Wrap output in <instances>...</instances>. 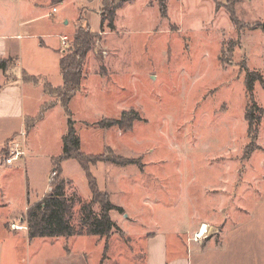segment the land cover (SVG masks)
Here are the masks:
<instances>
[{"label":"rangeland","instance_id":"374dc122","mask_svg":"<svg viewBox=\"0 0 264 264\" xmlns=\"http://www.w3.org/2000/svg\"><path fill=\"white\" fill-rule=\"evenodd\" d=\"M41 2L34 28L49 48L38 59L29 51L25 60L54 87L63 83L55 52L63 36L62 50L69 51L77 27L89 24L99 34L84 67L87 80L69 109L82 150L103 159L90 173L123 209L110 213L121 231L108 241L28 238L22 220L50 192L53 158L63 152L68 116L60 103L45 121L32 124L39 114L25 123L26 166L17 160L15 171L0 169V264H147L146 238L156 232L168 240V260L180 256L176 247L184 240L191 264H264V117L253 142L244 82L248 73L264 76V31L258 27L264 0H166L165 13L159 0H133L118 9L115 31L106 25L103 34V0L35 3ZM16 4L7 11L11 20ZM39 89H23L27 115L51 105ZM254 99L264 110L259 83ZM123 112L141 119L127 130L101 127ZM20 124L0 120V163ZM61 166L67 196L90 201L84 169L72 159ZM93 210L101 213L99 205Z\"/></svg>","mask_w":264,"mask_h":264},{"label":"trees","instance_id":"16d2710c","mask_svg":"<svg viewBox=\"0 0 264 264\" xmlns=\"http://www.w3.org/2000/svg\"><path fill=\"white\" fill-rule=\"evenodd\" d=\"M133 0H103L101 9V33L103 34L104 26L115 31V21L118 9L125 4L131 3ZM159 8L162 13L166 12V0H159ZM231 21L234 24L235 13L229 11ZM264 31V24H259ZM99 34L92 32L91 28L77 27L72 39L71 49L63 50L60 60V70L63 76V84L58 88L52 87L49 83H44L43 90L45 93L56 97V100L61 103L66 109L68 127L65 136L63 137L62 154L57 158H53V171L55 174L52 181V191L47 193L43 199L33 204L27 209V215L22 220L26 222L27 233L29 239L40 238H69L79 236L99 237V239L110 240L113 231L120 232L121 229L111 218L112 211L123 212V209L115 206L107 193L101 192L97 186V180L90 173L92 165H97L103 162L102 157L98 155H90L85 153L81 148V138L76 133L75 122L71 120L69 103L75 98L76 94L81 90L82 81L84 79V67L88 60L89 53L93 50L98 41ZM9 66V61L0 59V69L6 71ZM24 81L38 84L39 80L31 75H24ZM245 96L246 104V121L247 129L250 138L253 142L257 141L259 134V126L264 117V110L257 104L254 99V90L259 83L264 90V76L259 73H248L245 76ZM51 107L45 104L39 117L42 119L45 116L47 109ZM139 114L123 112L120 120H108L101 124L102 128L117 126L120 129H130L136 120H140ZM35 122V121H33ZM18 135V134H17ZM14 138L7 140L3 148L7 153V147ZM258 149V147H256ZM255 149V150H256ZM75 160L87 173L89 180L92 199L85 201L80 195L67 196V180L62 177V162L65 160ZM107 161V160H106ZM111 162L119 164L116 158L111 159ZM94 205H99L101 213L97 214L93 210ZM78 207V212L75 211ZM76 214L77 219L75 221Z\"/></svg>","mask_w":264,"mask_h":264},{"label":"crops","instance_id":"0c3cea01","mask_svg":"<svg viewBox=\"0 0 264 264\" xmlns=\"http://www.w3.org/2000/svg\"><path fill=\"white\" fill-rule=\"evenodd\" d=\"M37 0H19L18 4L16 2H9L8 0H0V59L9 61V66L13 65V70L9 68L6 71L0 69V120L8 123L14 122V120H20L21 124L18 131L8 139H12L15 135L20 132L22 127L25 125L27 121L30 122V118H34L40 114L41 111L33 114L27 115L26 109L24 105V91L25 87L32 85L34 87H39L42 92L43 97L48 95L52 100L50 101L51 107L47 109V111H51L54 109L57 104H60L56 97L51 96L45 93L43 90L44 83H49L52 87H54L50 82L47 76L39 75L40 77L35 75L32 67L29 66L25 57L27 56L28 52L30 51L31 54L38 59V57H42L43 51H48V46L45 44L44 40L40 38V35L35 30V25L40 21V17L37 16L39 9L42 8L44 2L35 3ZM66 0H61L64 2ZM14 3L17 6V11L15 12V16L11 20V16L8 17V9L12 10V4ZM55 7H52V13ZM28 13H34V15L28 16ZM12 13V12H11ZM8 14V15H7ZM12 15V14H11ZM38 37V38H37ZM63 37H67L66 35ZM41 39V40H40ZM62 39V38H61ZM40 40V41H39ZM39 41V42H38ZM62 40L59 43L58 50V64L60 67V58L62 55ZM51 50H49L50 52ZM22 62V64H21ZM34 63V62H33ZM40 64V62H37ZM21 71V72H20ZM32 73V74H29ZM59 74L62 77L61 70L59 69ZM21 77H20V76ZM24 75H31L39 80V83L36 85L33 82H26L24 81ZM44 76V77H43ZM82 81V85L86 82L87 79ZM8 79L10 81L8 82ZM63 84V83H62ZM59 85V86H62ZM58 88V87H54ZM81 89V88H80ZM81 91V90H80ZM78 94V93H77ZM76 94V95H77ZM43 106L40 107V109ZM46 111V113H47ZM46 116V114H45ZM45 116L42 120L37 119L33 125H37L43 121H45ZM65 136V135H64ZM63 136V137H64ZM22 161L23 165L26 166V158L20 160ZM14 164L11 166L3 165L2 162L0 163V169L2 167H6L12 171H15ZM263 217H264V210H263ZM264 219V218H263ZM27 231V230H26ZM181 235L179 232L177 236ZM166 236L162 233H155L150 237L146 238V246H145V260L147 264H191L189 259L188 247L187 251L185 248L184 240L182 243H177V252H179L180 256H174L171 260H168V250H169V243L167 242ZM188 242V240H187ZM189 243V242H188ZM197 249V248H196ZM182 252V253H181ZM202 264H243L242 261L232 260V261H225V262H205Z\"/></svg>","mask_w":264,"mask_h":264},{"label":"built area","instance_id":"2783aa9c","mask_svg":"<svg viewBox=\"0 0 264 264\" xmlns=\"http://www.w3.org/2000/svg\"><path fill=\"white\" fill-rule=\"evenodd\" d=\"M53 12H56V9H54ZM66 40H67V37H63L62 42L65 45H66ZM27 138H28L27 131H26L25 127L23 126L22 129L20 130V132L18 133L17 138L13 142H11L9 144V146L7 147V154L1 160L3 165L11 166L17 160H22V159L26 158V156H27V151H26ZM53 176H55L54 173H53ZM50 181H52V178L50 179ZM11 228H13L15 230L24 229L21 226L17 227L15 225H12ZM197 238L199 239L198 236H197Z\"/></svg>","mask_w":264,"mask_h":264},{"label":"bare ground","instance_id":"6f19581e","mask_svg":"<svg viewBox=\"0 0 264 264\" xmlns=\"http://www.w3.org/2000/svg\"><path fill=\"white\" fill-rule=\"evenodd\" d=\"M202 236V234L200 233L199 235H198V237H201Z\"/></svg>","mask_w":264,"mask_h":264},{"label":"water","instance_id":"95a60500","mask_svg":"<svg viewBox=\"0 0 264 264\" xmlns=\"http://www.w3.org/2000/svg\"><path fill=\"white\" fill-rule=\"evenodd\" d=\"M52 191V188L50 189V192Z\"/></svg>","mask_w":264,"mask_h":264}]
</instances>
